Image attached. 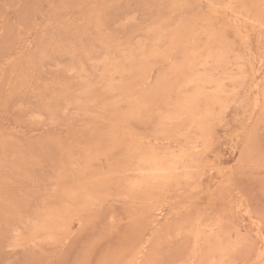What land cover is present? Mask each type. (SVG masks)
I'll return each instance as SVG.
<instances>
[{
  "label": "rangeland",
  "instance_id": "374dc122",
  "mask_svg": "<svg viewBox=\"0 0 264 264\" xmlns=\"http://www.w3.org/2000/svg\"><path fill=\"white\" fill-rule=\"evenodd\" d=\"M0 264H264V0H0Z\"/></svg>",
  "mask_w": 264,
  "mask_h": 264
}]
</instances>
